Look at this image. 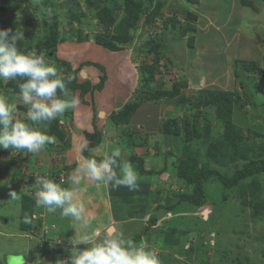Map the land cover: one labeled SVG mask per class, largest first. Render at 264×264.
Segmentation results:
<instances>
[{"label": "rangeland", "instance_id": "obj_1", "mask_svg": "<svg viewBox=\"0 0 264 264\" xmlns=\"http://www.w3.org/2000/svg\"><path fill=\"white\" fill-rule=\"evenodd\" d=\"M249 2L246 7L241 0H0V29L10 30V35L17 30L23 32L24 40L18 48L46 56L58 73L66 69L62 60L80 54L90 56L86 43L95 42V36L109 40L108 37L116 36V29L124 34L119 30V22L127 26L135 17L133 25L137 29L132 42H115L116 51L125 52L128 46L134 51L146 45L147 40L152 41L158 30L169 32L168 37L163 35L166 43L161 44L162 56L154 59L143 53L134 60L135 70L144 61L154 64L150 79L141 80L135 72L140 89L136 88L131 99L135 105L150 108L148 120L136 126V111L129 113L128 118L116 119L117 114L110 117L115 125H127L125 130L115 127L120 135L111 137V142L117 146L148 145L154 154L167 153L165 162L161 156L164 164L158 163V168L166 163L168 173L163 171L159 177V169H152L147 174L152 185L150 202L155 204L150 212L164 213L166 220L156 225L154 231L152 227L148 229L152 234L144 241L156 252L161 264H264V174H247L235 180L249 163L264 159V1ZM180 8L195 17L196 37L193 36L190 46L188 36L180 35L179 30L192 19ZM50 20L61 31L54 55L45 52L51 44ZM163 22L169 28L165 29ZM141 30L147 31L141 34ZM90 61L93 67L102 69L100 62ZM77 62H70V67H76ZM78 69L70 68L67 79L73 84L71 87L67 83V88L76 89L78 95L74 96V90L62 98L84 101L85 93L90 91L87 85L77 82ZM22 82L21 78L0 79V92L16 103L15 115L19 119H25L27 111L19 95L18 85ZM213 94L227 97L223 107L213 100L218 97ZM134 104L129 102L128 106L134 108ZM155 111L161 118L156 117ZM46 128L55 142L39 154L0 149V264H15V260L16 264L55 263L57 251L46 247L48 236L56 229L53 223H43L39 228L34 221L32 225L38 229H33L31 224L22 222L24 216L44 214L42 208L35 206L36 176L59 183L56 172L64 154L63 141L59 140L67 132L56 121ZM99 133H86L87 144L95 137L101 141ZM127 160L131 161L129 157ZM131 163L139 173L136 163ZM148 165L157 166L143 163L144 168ZM177 167L183 174L210 172L201 183L199 206L178 199L179 191L193 198L196 193L184 178L180 179ZM222 176L231 180L232 185L221 181ZM12 191L19 196L18 200H11ZM52 215L58 216L59 212ZM37 230L43 234L42 239L31 237ZM142 230L140 222L123 233L134 238ZM30 237L37 239L34 248H38H29L31 256L26 249ZM135 241L139 242V238Z\"/></svg>", "mask_w": 264, "mask_h": 264}, {"label": "clouds", "instance_id": "obj_2", "mask_svg": "<svg viewBox=\"0 0 264 264\" xmlns=\"http://www.w3.org/2000/svg\"><path fill=\"white\" fill-rule=\"evenodd\" d=\"M22 40L23 32L17 30L10 35V30L0 29V79L23 80L18 85L19 95L27 107L26 118H17L16 103L0 92V149L39 154L47 145L55 142V137L47 134L46 125L53 121L58 123V119L63 117L66 111L74 108L78 101L75 98H62L70 95L67 88L70 81L63 73H58L56 66L50 63L46 56L38 54L37 51H21L18 44ZM65 70L68 72L67 68ZM66 74L68 77V73ZM96 131L90 134H95ZM97 144L91 145V142L87 144L85 141L80 146V152L85 153L89 150L88 146ZM159 155L163 156L165 162L167 153L163 151ZM131 162L136 163L123 159L119 146L110 147L100 154L99 159L81 155L74 170L75 174L70 180L73 184L79 185L83 179H88L114 188L126 187L130 191H135L139 186L140 177ZM136 165L138 167L137 163ZM165 168L166 163L157 170L160 171L157 176L161 177L163 171L167 174ZM58 169L56 180L59 183L36 176L35 184L38 185V189L35 193V206L38 209H45L50 214H55L59 210L62 218H70L74 224L79 225V228L73 227L75 234L69 238V242L67 240L56 244L67 247L62 254L57 251L54 264H161L156 252L143 241V236L139 237L137 242L135 241L137 236L126 237L116 228H108L103 233L93 228L94 217L90 213L86 214L84 202L75 199L73 189L62 187L66 170L64 167ZM160 180L164 181L162 178ZM10 196L13 201L19 199L15 191H12ZM149 216L145 226L148 224ZM38 219L39 216L33 213L31 217L24 216L22 222L32 224ZM161 220H166L164 213L154 224H159ZM81 244L85 245L83 249L79 247Z\"/></svg>", "mask_w": 264, "mask_h": 264}, {"label": "crops", "instance_id": "obj_3", "mask_svg": "<svg viewBox=\"0 0 264 264\" xmlns=\"http://www.w3.org/2000/svg\"><path fill=\"white\" fill-rule=\"evenodd\" d=\"M144 31L146 32L147 30H141V34ZM160 32H162V29L157 31V33ZM138 34L139 33H137V35ZM165 34L167 37L169 36V32ZM194 37H196L195 34ZM252 38L253 37L250 36L248 39L251 41ZM73 44H75V42ZM86 44L90 47V56L80 54L79 56H75L73 59L68 60V62H76V60H79V62L76 63V67L75 65H72L70 68H79L76 72V80L79 84L87 85L90 91L85 93V97L83 98L84 101L76 99L78 103L74 108L70 109L71 112L69 113L66 111L64 116L58 119V126H61L67 132V135H64L63 137L65 140H59L63 141L62 151L64 153L61 159L63 162H60V165L66 170L64 174L65 181L62 184V187L74 190L75 199L84 202L86 214L90 213L94 217L92 227L99 230L101 233L108 228H116L124 232V230L129 228L132 224L140 222L144 228L147 223L146 219L150 214L149 212L152 211L151 208L155 207L154 202L151 203L149 197L152 187V185H150L151 177L149 175L140 174V172L138 173L140 177L138 182L139 186L135 191H130L126 187L114 188L88 179H83L79 185L73 184L70 180L71 175L75 174L74 170L77 167L81 155H86L84 152H80V146L87 141L85 138L86 133L98 130V133L100 131L99 136H102L99 144L91 147L88 146L89 150L86 152L89 156L99 159L101 153L112 146H117L111 142V137L120 135L119 130L116 131L115 127L119 128V126H121L120 129L125 127L123 128V130H125L127 125H115L113 119L110 117L119 113L125 105H128L127 103L131 102L136 88H139L137 83L140 82L138 75L135 73L138 72L140 74L141 67L140 66L135 70V50L133 51L128 46V49H125V52H122L124 50L116 51L117 49H109L100 46L93 41ZM71 49H76V47ZM91 59L93 62H100L104 72L101 71V69L98 70L92 65L84 64L85 61L89 62ZM140 60L142 59L140 58ZM138 65L139 64H137V66ZM69 72L70 70L67 73ZM103 74L105 75V80L101 83L100 81ZM74 90L76 89H69V92L71 93ZM58 95H60L59 92ZM76 95H78L77 90L74 93V96ZM140 106L142 105H137L135 108V114L138 118V120H136L137 122H135L136 126L141 123V121H147V112H151L149 107L143 108L142 106V108H140ZM138 108H140L139 111L137 110ZM155 113L157 118H161L158 111H155ZM47 126H49V124ZM144 136L147 137V134H144ZM129 145L131 149L129 148ZM119 147L122 150L123 158L126 160L128 157L136 155L135 153H138V155H136L138 157H141L140 154H147L145 159L142 157L144 164H157V166L153 165V168H148L150 165L146 166L145 169L147 170L159 169L158 163H161V165L162 163L164 164L159 153H152L153 151L149 150L148 145L144 148L136 146L139 149L136 147L134 148V144L121 145ZM144 149L147 150L145 151ZM111 197H114L112 198V203H110ZM42 210L44 211L43 216L39 217V219L34 222L36 227L40 228L43 223L46 225V222L47 224L48 222H51L53 223L52 226L56 227L55 231L51 233V237L48 236L46 247L48 249L51 248L52 250L55 248V252L58 250H64L67 246L60 247L56 244L63 243L71 238L75 234V229L73 227L79 228V225L74 224L70 218H62L60 215L54 216L47 213L45 209ZM57 212H59V210H57ZM162 221L165 220H161L159 225ZM156 225L158 224L153 225L152 228L150 227L152 231H154ZM32 228L38 229L33 227V225ZM152 231L149 230L144 233L143 241L144 238L147 239L151 236ZM36 232L37 233L31 235V237L42 239L43 234H39L38 230ZM31 237L26 244V249L30 256L33 255V253H31L29 248L34 251L38 250L37 247L34 248L37 244V239H34V241ZM79 247L83 249L85 245L81 244ZM53 259L55 260V258Z\"/></svg>", "mask_w": 264, "mask_h": 264}, {"label": "trees", "instance_id": "obj_4", "mask_svg": "<svg viewBox=\"0 0 264 264\" xmlns=\"http://www.w3.org/2000/svg\"><path fill=\"white\" fill-rule=\"evenodd\" d=\"M241 1H243V4L245 3L246 6H248L250 4L249 0H247V1L246 0H241ZM262 1H264V0H262ZM156 11L158 13V9ZM177 11H178V9H177ZM180 12L184 13V15L186 17H188V19H192L191 21L188 20L186 23H184L185 25L183 27H181V29L179 30V34L180 35L184 34V35L188 36L187 38H188V40H190L189 41V46H190L192 44V41L194 40L193 36H194L195 30H196L195 25L193 24V20L195 19V17L191 13L187 12L186 10H184L182 8H180ZM149 15L150 14H148V16H147V20L150 19ZM157 15H159V13ZM109 19L110 18H108V19L107 18H101L102 21L109 20ZM134 20H136L135 17H134ZM134 20L131 21L132 24L128 23L127 26L125 24L119 22V30L124 31V34L121 35V31H118L116 29V32H117L116 36H114V37L110 36V37H108L109 40H106V37H102L101 38V36L97 35V36L94 37L95 42L97 44L102 45L103 47H106V48H109V49L116 48L115 42H122L123 40H124V43L125 42L126 43L127 42H132L133 38H134V35H135L134 32L137 29V27H135L133 25ZM48 26H49V31H50L51 44L48 45V47H46L45 52H46L47 55L49 53H52L54 55V52L56 51V48H57V44L59 43L58 40H60L59 34H60L61 31L59 30V26L57 25V23L54 20H50ZM163 26H164L165 29L169 28V27H167L166 22H163ZM121 27H125V28L122 29ZM170 28H175V27L170 25ZM165 33H166L165 30H163L162 32L157 33V35H155L156 37L152 41H149L150 39L147 40L148 42L146 43V45H143L141 47L138 46L135 49L136 56L137 55H141L143 53L146 54L147 56H150V57L152 56L154 59H156L155 58L156 56H162L163 53H164L163 45L165 44V40L163 39V35H165ZM161 44H163V45H161ZM158 52H160V53H158ZM55 59H57V58L55 57ZM66 63L68 65H66ZM87 63H88V65L93 64L90 61L87 62ZM61 64H63L68 69V71L70 70V62L62 60ZM84 64H86V63H84ZM153 65H154L153 63H148L147 61H144L140 65L141 66L140 67L141 80L150 79L151 76H153V74H151L153 72ZM101 71L104 72L103 68L101 69ZM66 78L68 79L69 75ZM104 80H105V75L103 74L102 77H101V81L100 82L102 83ZM12 83H14V81L11 82L10 84H12ZM72 85L73 84L70 83L71 87H72ZM12 86H13V89L15 90V88H14L15 86L14 85H12ZM98 87H100V86H98ZM215 95L216 94H213V96H215ZM216 96H218V95H216ZM225 98H227V97L225 95H223L221 97L218 96L217 98L213 97V100L215 99L216 101H218V103L223 107L224 104H225V101H226ZM131 104H134V103H131ZM221 106L219 108H222ZM136 107H137V105H135V104H134V108H131L130 106L125 105L123 107V109L120 110L119 113H117L115 118L116 119H117V117H118V119H120L121 117L122 118H126V117L128 118L129 117V113H133L135 111ZM127 108H130V110H127ZM118 115H120V116H118ZM167 131H168V129H167ZM96 133L98 134V132L96 131L95 134H93V135H96ZM98 142H99V137H95L91 141V145L92 144H97ZM85 154H86L85 156H89V155H87L86 152H85ZM129 159L131 161L136 162L138 164V168H139L140 174H151L152 173L151 170H146L144 168V166H143L144 160H143L142 157H138L136 155H133ZM253 173H263L264 174V159H257L255 161H252L251 163H249L246 167H244L242 170L239 171V173L235 177V180H237V179L239 180L242 177H244L245 175L253 174ZM177 174H180L181 175V176L179 175V177H181L180 179L184 178L183 180H185V182L189 183L190 184L189 186H191V188L193 186L194 194L196 193L195 197L193 198L192 197L193 195H188V194H186V192L180 193V191H179L178 199L182 200V202L186 201L187 203L188 202L190 204L193 203V205L198 204V206H199V201L202 198L201 183L204 181V179H206L208 176H210V172L204 170V171L200 172V174L199 173L198 174H193V173L183 174L182 171H181V168L177 167ZM221 181H223L227 185H229L231 183V180L229 181L227 179H224L223 176L221 178ZM230 185H232V184H230ZM166 206L167 205H165L164 208H166ZM160 216H161V214H159V212L151 213V215L149 216V219H148V224L144 228L143 234L146 233V231L149 229V227L152 224H154V221L156 222L157 219ZM26 227H28V226H26ZM143 234H138L137 237L139 238V237L143 236ZM59 251H60V254H62L63 250H59ZM15 264H16V260H15Z\"/></svg>", "mask_w": 264, "mask_h": 264}, {"label": "water", "instance_id": "obj_5", "mask_svg": "<svg viewBox=\"0 0 264 264\" xmlns=\"http://www.w3.org/2000/svg\"><path fill=\"white\" fill-rule=\"evenodd\" d=\"M61 73H63V75L66 77V73H67V70H65V69H63L62 71H61Z\"/></svg>", "mask_w": 264, "mask_h": 264}]
</instances>
